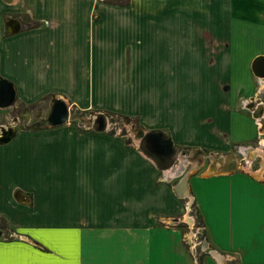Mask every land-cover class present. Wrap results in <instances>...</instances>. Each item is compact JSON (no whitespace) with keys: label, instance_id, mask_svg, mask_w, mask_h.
Returning a JSON list of instances; mask_svg holds the SVG:
<instances>
[{"label":"crops","instance_id":"0c3cea01","mask_svg":"<svg viewBox=\"0 0 264 264\" xmlns=\"http://www.w3.org/2000/svg\"><path fill=\"white\" fill-rule=\"evenodd\" d=\"M216 3L0 0V81L14 104L45 115L60 100L79 120L123 117L166 135L192 168L208 160L213 169L210 179L184 176L171 187L175 170L162 171L139 140L111 129L5 126L0 135H14L0 143V264H190L172 227L193 201L205 222L204 203L209 214L216 206L211 189L264 194L245 170L262 155L264 172V78L252 71L264 57V0H225L219 19ZM233 165L248 180L210 176ZM239 206L237 218L264 228V211L246 216Z\"/></svg>","mask_w":264,"mask_h":264},{"label":"rangeland","instance_id":"374dc122","mask_svg":"<svg viewBox=\"0 0 264 264\" xmlns=\"http://www.w3.org/2000/svg\"><path fill=\"white\" fill-rule=\"evenodd\" d=\"M216 16L217 19L222 17L221 10H223V2L225 0H216ZM107 3V2H105ZM111 4V3H107ZM221 4V5H220ZM112 5H118V4H112ZM223 13V12H222ZM25 110L27 112H30L32 116L31 123L36 122L43 116V111H46L45 108L42 109L43 111H35L32 108L27 107H21L14 104L9 109L5 110V112H0V133L2 130H4L5 126H14V131L17 132L21 129H24L26 126H15L14 125V118L18 113H21V111ZM47 109V108H46ZM74 111H70L71 114H73ZM2 113V114H1ZM95 113V112H93ZM75 114V113H74ZM87 117H90V113H86ZM74 116V115H73ZM75 118V117H74ZM128 118V117H127ZM121 122L119 125V128H114L111 126V124L107 123V129L113 131L115 129V135H120L121 137L124 136H130V140L133 141V138L136 139V135H132L130 131V126L124 123V118L120 117ZM82 122V120L80 119ZM70 123H73L74 125L78 126L77 121H71ZM16 124V123H15ZM25 125H27L25 123ZM2 126H4L2 128ZM125 126V131L123 130V127ZM88 128L87 125L81 126ZM81 129V130H82ZM7 131L10 130L6 129ZM84 130V129H83ZM73 132V131H72ZM5 136V131L3 135H0V137ZM5 139V138H4ZM134 139V140H135ZM126 140V139H125ZM138 140V139H137ZM2 142V139L0 140V143ZM136 142V140H135ZM1 154V153H0ZM258 160L254 161L252 170H247L248 175H251L253 177H249L253 179L255 182L264 183V172H261V164H263L262 155L259 156ZM239 164L241 163V167L244 169V162L241 161V157H236ZM215 162V161H214ZM208 167V160H206L205 164H202L199 162L195 168H192V165L188 162H186L185 159H182L180 156L177 157L174 165V169L176 171L175 179H173V184L176 185L182 177L185 176L186 179L190 180L192 178H197L200 181L210 179V177H206V174L212 173L213 169L211 170V167L207 170ZM178 172V173H177ZM170 173V172H169ZM204 174V175H203ZM172 175V174H171ZM235 180H248L244 173L242 172V169L240 170L239 165L236 166V169L232 172L225 173V172H219L215 174H211L210 176L212 178H225L228 176H231ZM217 176V177H216ZM257 179L259 181H257ZM264 185V184H263ZM239 188L241 187L240 183H237ZM242 194H238L237 196H230V189H228L226 186H223L219 189L218 194L216 190L212 192V189L210 190V202L215 206L214 209L210 208L211 214L208 213L209 206L208 204L204 203L206 208V215L209 216L208 221H205L206 224H210V228L212 230V235L214 236L215 242L212 239V236L210 234V231L206 229L205 222L203 220V214L201 213V209L198 205V203L195 201L192 202V206L188 207V210L184 213H181L178 216V219H181L180 221H175V227L179 231V237L182 242L183 248L185 250L186 255L189 258L190 264H264V228L261 226L260 222H257V224L260 225L258 227V232L253 227L254 221L252 219H239L236 217L238 211H240L239 203L244 202V207L242 208V214L250 216V210L257 206L258 211L262 212L264 211V194L263 192H260V189H257L256 187H249L246 188L241 187ZM264 189V188H263ZM239 190L238 188L236 189ZM212 193V194H211ZM189 198V197H188ZM188 198L186 201L188 202ZM186 201H183L184 206L186 207ZM246 202V203H245ZM242 205V204H241ZM239 206V209H238ZM234 214H233V212ZM188 216V217H187ZM259 216V215H258ZM205 217V215H204ZM206 219V217H205ZM178 222V223H176ZM263 223V220H262ZM179 224V225H178ZM208 224V226H209ZM0 225L3 227L4 222L0 221ZM4 229L2 230V233H0V236L4 234ZM8 232L5 234L7 235ZM8 237V235H7ZM171 241H173V238L168 237ZM206 242V243H204ZM152 259H160L163 258L157 254H154V256L151 257ZM218 258L222 260L220 263L218 261ZM164 260V259H163ZM168 264H172L169 262Z\"/></svg>","mask_w":264,"mask_h":264},{"label":"water","instance_id":"95a60500","mask_svg":"<svg viewBox=\"0 0 264 264\" xmlns=\"http://www.w3.org/2000/svg\"><path fill=\"white\" fill-rule=\"evenodd\" d=\"M252 71L256 77L264 78V57H258L257 59L254 60V62L252 64ZM2 87H3L2 93H3V97L5 99V102H4V104L0 105V107L6 108L8 106H11L12 103L14 102V93H13V90H12V88L8 82L3 81ZM62 103L65 104L63 101H62ZM53 106H51L50 109L48 110V112L46 114L47 117L52 116V114L55 113ZM96 115L99 117V119L102 120V123L100 125H91L90 123H89L90 124L89 125L87 123L88 128L94 129L98 132H105L108 130L107 129V123L108 122L111 124H115V119L112 116H110L109 114L96 113ZM261 116H262V112L260 111L255 117H261ZM55 117H56V120L54 122H50V121L47 123L45 122V125H40L38 127V129L41 127H46L47 125L57 126V125H63L65 123L73 121V117H70V110L66 106V104H65V108L62 109L61 111H59V113L56 114ZM35 126L36 125L31 127V129L35 130ZM114 130L112 131V133H115ZM136 139H138L140 141L139 148L141 149V151L143 153H145L147 156L154 159L155 161H156V158L147 151V147H149L150 142H153V144L158 143L159 146H162L163 149L165 150V152L168 153L167 157H169L170 161L172 163L173 162L175 163V161L177 159V151L174 148L172 141L163 133L151 132V133L144 134L143 130L141 128H139L138 134L136 135ZM160 166L161 165H159V168L161 169L162 167H160ZM235 169H236V165H233V167L231 169L227 170L226 172L229 173V172L234 171ZM178 196H180V195H178Z\"/></svg>","mask_w":264,"mask_h":264},{"label":"bare ground","instance_id":"6f19581e","mask_svg":"<svg viewBox=\"0 0 264 264\" xmlns=\"http://www.w3.org/2000/svg\"><path fill=\"white\" fill-rule=\"evenodd\" d=\"M15 29L17 30L18 28H15ZM12 30H14L13 27H12ZM2 83L3 82L0 81V105H2L1 104L2 101L5 102V99H4L3 93H2V88H3L2 87ZM53 105L52 106L54 107V112L55 113H53L52 116H48V117L46 116L45 119H43L41 122L37 123V125L35 126V130H37L40 125H45V122L46 123L49 122V121L50 122H54L56 120V117H55L56 114H58L59 111H61L62 109L65 108V104H63L62 101H60V100H55V102H53ZM70 117H72V116H70ZM73 120H75L74 117H73ZM81 120H82L83 125H87V123L88 124L90 123L91 125H100L102 123V120L99 119V117L96 115V113H92L90 117H87L86 116V119H81ZM41 128H43V127H41ZM13 135L14 134L12 133L10 139H8V142L13 138ZM0 140H1V138H0ZM147 151L156 158V161L154 159L153 160L156 162V164L158 166L161 165L160 167H162L161 168L162 171H166L167 172V171H171V170L174 169L175 163L174 162L172 163L170 161L169 157H167V154L168 153H166L165 150L163 149V147L162 146H159L158 143H154L153 144V142H150L149 143V147H147ZM177 157H178V155H177ZM229 158L231 159L232 157L229 156ZM167 174H169V173H167ZM178 193L179 194L180 193L183 194V187L182 188H179ZM204 243H206V242H204Z\"/></svg>","mask_w":264,"mask_h":264},{"label":"flooded vegetation","instance_id":"af4514ba","mask_svg":"<svg viewBox=\"0 0 264 264\" xmlns=\"http://www.w3.org/2000/svg\"><path fill=\"white\" fill-rule=\"evenodd\" d=\"M3 89V88H2ZM1 104H4V101H2V103ZM14 105V102L12 103V105L11 106H13ZM11 106H8V107H6V108H4L3 110H7V109H9ZM33 109V108H32ZM38 109L39 108H37L36 107V109H34L35 111H38ZM39 112V111H38ZM17 116H18V118H16V119H14L15 121H14V123H16V124H14L15 126L17 125V126H26L24 129H28V130H31V127H33L34 125H37V123H39L42 119H44V117H46V114L45 115H43V116H41V118H39V120H37L36 122H34V123H31V121H32V116H31V114H30V112H27V111H25V110H23L22 109V111H21V113H18V114H16ZM74 112H73V114H71L70 113V116H72V117H75V120H73L74 122L75 121H77L78 122V125L79 124H82V123H80V120L76 117V115H74ZM125 122L124 123H126L127 125H129V126H131V128H130V131H134L135 132V135H137L138 134V130H139V127H138V125H136V124H129V122H128V119H125L124 120ZM120 122H121V120H119V119H115V123H117L116 124V127H118L119 128V125H120ZM25 123L27 124V125H25ZM50 125H47L46 127H49ZM113 126V125H112ZM3 128V127H2ZM43 128H45V127H43ZM125 126L123 127V130L125 131ZM12 133H13V129L12 128H10V130L9 131H7V130H5V136H3V137H0L1 139H2V143H7L8 142V139H10V137H11V135H12ZM5 138V139H4ZM7 140V141H6ZM11 141V140H10ZM5 227H2L1 225H0V233H2V230L4 229Z\"/></svg>","mask_w":264,"mask_h":264},{"label":"trees","instance_id":"16d2710c","mask_svg":"<svg viewBox=\"0 0 264 264\" xmlns=\"http://www.w3.org/2000/svg\"><path fill=\"white\" fill-rule=\"evenodd\" d=\"M104 1L107 3L118 4V5H126L129 2V0H104Z\"/></svg>","mask_w":264,"mask_h":264},{"label":"built area","instance_id":"2783aa9c","mask_svg":"<svg viewBox=\"0 0 264 264\" xmlns=\"http://www.w3.org/2000/svg\"><path fill=\"white\" fill-rule=\"evenodd\" d=\"M256 118H258V119H261L262 118V116L261 117H256ZM3 236V235H2ZM2 236H0V237H2Z\"/></svg>","mask_w":264,"mask_h":264}]
</instances>
